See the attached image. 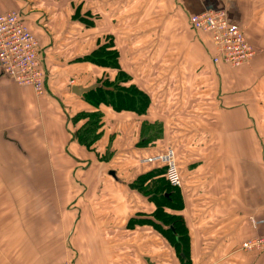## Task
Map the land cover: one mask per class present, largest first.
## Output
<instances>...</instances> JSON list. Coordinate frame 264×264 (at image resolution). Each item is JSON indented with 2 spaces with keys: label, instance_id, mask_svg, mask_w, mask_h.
Instances as JSON below:
<instances>
[{
  "label": "crops",
  "instance_id": "obj_1",
  "mask_svg": "<svg viewBox=\"0 0 264 264\" xmlns=\"http://www.w3.org/2000/svg\"><path fill=\"white\" fill-rule=\"evenodd\" d=\"M220 9L257 48L250 63H213L211 35L192 28L191 15ZM13 10L40 40L46 93L39 97L0 68L1 135L26 150L28 127L37 122L45 147L52 146L54 137L55 147L68 149V169L86 162L94 167L87 173L66 171L63 179L73 181L72 188L50 194L64 197L58 205L66 212L67 227L74 229L75 253L83 252L87 264H181L156 226L162 222L158 206L131 186L150 169L144 170L140 156L175 147L183 207H168L167 212L180 215L188 228L191 264H264V251L240 250L243 241L264 234V0H0V14ZM112 37L122 69L128 73L136 67L134 84L151 98L145 114L106 104L97 110L74 94L75 85L69 90L70 81L88 85L77 80L78 58ZM76 53L85 54L74 57ZM83 63L91 66L94 78L102 76L99 67L115 78L108 67ZM96 110L103 118L102 135L93 146L103 150L100 158L76 142L68 128L73 112ZM115 150L121 157L111 171ZM44 227H37L39 236L27 239L25 249L16 239V253L0 255V260L8 256L12 264H63L54 255L49 258L58 242L53 239L57 227H48V236L40 238ZM64 244L60 239L58 246Z\"/></svg>",
  "mask_w": 264,
  "mask_h": 264
},
{
  "label": "rangeland",
  "instance_id": "obj_2",
  "mask_svg": "<svg viewBox=\"0 0 264 264\" xmlns=\"http://www.w3.org/2000/svg\"><path fill=\"white\" fill-rule=\"evenodd\" d=\"M112 39L113 37L106 40L104 39L100 45L102 46L103 44L109 43L112 41ZM80 53H76L73 56L76 57L78 55L85 54ZM136 57L137 55L134 51L130 52V63L132 62L133 65L136 63ZM83 62H80L81 66L78 70L74 69L75 72L78 71V74L76 75L77 80H79L81 84H88L87 86H90L93 83H98L103 84L104 88L108 87L105 81L107 76L110 75H106L104 73L105 69L99 67L100 69H98V71L103 72L102 76L94 78V72L88 68L91 66L89 64H84ZM107 70L110 71V73L113 72L112 74H114V77L119 76V70L117 68L108 67ZM128 70L129 80L127 85H131L134 83V72L136 73V67H130ZM69 83L70 84L68 87L70 91L72 85H78V81L75 84L73 81H70ZM92 107H94V105H92ZM99 107H96L97 110ZM97 110L91 112L96 113L95 117H91L90 112L82 111L73 112L72 114H74V116L69 118L72 124L71 125L68 121L69 131L71 135L73 134L74 138L77 140L76 142H80L81 145L91 142L92 138H97V136L100 139V136L96 134V131L95 134L90 135V137L88 136L89 138L85 134V129L89 127L90 124L92 125V123L97 121L95 120L98 117L99 111L97 112ZM28 130L30 132V136L27 135L24 140V142L28 144L27 147H25L26 150L19 149L17 147V143H6L5 138L3 135H1L0 131V255L3 256V254H5L9 256L16 253V239L20 240L21 246L23 244V249H25L27 239H37L39 235L36 232V229L39 227V225L42 227L43 223L45 226L44 228H46V234H43L40 238L48 236V232H50L52 229L48 227H57V229H53L55 230L54 232H57L54 234L55 236L53 239L58 240V242L54 244L52 248L53 250H51L52 255L49 257L50 259L54 255V258L60 259V262L65 261L71 264H87V262H84L82 255L83 252L81 255H79L77 252L75 253L73 246L74 229L67 227L69 225L66 224V212L64 211L62 205H58L60 203L62 204L63 202L65 203V200L63 199L64 197L62 195L61 197L58 195L51 196L50 194L54 193L55 191H58L57 193H61L63 189L72 188L73 181H70L67 177L63 179V173L66 171L72 170L75 172L81 171L80 173H87L89 169L94 167L86 162L84 164L76 165V169H68L72 166V162H68L67 160L70 156L67 148L60 147V149H62V151H60L57 147H55L54 143L56 138L50 136L51 133L49 137L54 139L50 140V144L52 146L49 148L45 147L42 144L44 134L41 132V125L37 122H34V124L30 125ZM100 132L102 135V129L98 127L97 133L100 134ZM95 135L96 137H94ZM25 143H22V145H25ZM93 146L89 150L94 149L92 152L96 153V158H100L103 150L101 147L99 148V146H96V148H93ZM168 148H173L175 154L177 155L175 147L160 149L167 150ZM115 151L111 153L112 157L109 160L111 162V171H115L114 169H117L116 165L120 161L121 157V154L118 152V150ZM64 161L69 164H63ZM145 165L147 164H144L145 171L148 168H152L153 166ZM177 167L181 174L179 165ZM54 173H58L61 179H57V176H55ZM81 177L82 176H80V178ZM84 182L85 181L80 180L81 184L87 185ZM46 190H50L48 195ZM58 198L63 199V202H59ZM56 207H60V211ZM54 210L59 213L55 212ZM48 215L53 219V221L49 219ZM39 217L42 219H38ZM47 224L50 225L47 226ZM62 238L65 239V244L61 248V246H58V244ZM47 242L44 244V249L48 247ZM19 246L20 245H18V247ZM8 256L6 259H1L0 264L8 263L9 261L12 264L13 260H10V257Z\"/></svg>",
  "mask_w": 264,
  "mask_h": 264
},
{
  "label": "built area",
  "instance_id": "obj_3",
  "mask_svg": "<svg viewBox=\"0 0 264 264\" xmlns=\"http://www.w3.org/2000/svg\"><path fill=\"white\" fill-rule=\"evenodd\" d=\"M189 21L197 32L211 35L215 48L213 63L239 67L250 63L258 53L244 28L233 23L224 9L195 13ZM41 52L40 40L19 11L0 14V68L17 85L31 87L39 96L46 93L47 80ZM139 162L166 167V177L171 186L183 188L173 148L141 157ZM258 222L253 223L257 225ZM240 250L247 253L263 252L264 234L243 241Z\"/></svg>",
  "mask_w": 264,
  "mask_h": 264
},
{
  "label": "trees",
  "instance_id": "obj_4",
  "mask_svg": "<svg viewBox=\"0 0 264 264\" xmlns=\"http://www.w3.org/2000/svg\"><path fill=\"white\" fill-rule=\"evenodd\" d=\"M114 46L115 44L112 39V41L103 44L90 54L88 53L78 58L80 62L89 61L103 67H115L119 70V76L113 79L107 76L105 83L108 87L104 88V85L100 84V87L85 93L83 97L87 102L96 107H99L101 104H106L112 106L117 111L130 110L138 114H145L150 106L151 98L136 84L127 85L129 80L128 73L122 69L119 52L114 49ZM95 116L96 113H91V117ZM102 119V113L99 111L98 117L95 119L97 121L85 129L87 137L95 134V131L97 135L101 136V132L98 134L97 129L98 127L101 128ZM98 139L99 137L97 136V138H92L91 142L82 145L91 149ZM159 151L165 150H151L146 155ZM145 166H148V164ZM166 170L164 166L153 165L146 173L138 176L131 186L142 192L158 206L157 215L162 219L164 224L159 221L161 224H156V226L175 248L181 264H191V236L188 228L180 215H172L167 212L168 207L180 210L183 207V196L181 189L171 186L166 177Z\"/></svg>",
  "mask_w": 264,
  "mask_h": 264
},
{
  "label": "water",
  "instance_id": "obj_5",
  "mask_svg": "<svg viewBox=\"0 0 264 264\" xmlns=\"http://www.w3.org/2000/svg\"><path fill=\"white\" fill-rule=\"evenodd\" d=\"M100 84L96 83L94 85H90V86H82V85H75L73 88H72V91L77 94L78 96H83L85 93L99 87ZM114 175H116L114 172H113Z\"/></svg>",
  "mask_w": 264,
  "mask_h": 264
}]
</instances>
